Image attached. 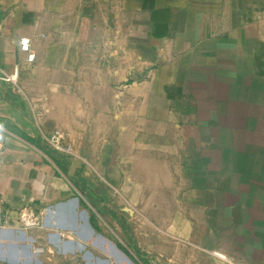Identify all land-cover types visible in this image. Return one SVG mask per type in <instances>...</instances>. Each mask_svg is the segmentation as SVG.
Returning a JSON list of instances; mask_svg holds the SVG:
<instances>
[{
    "label": "crops",
    "instance_id": "0c3cea01",
    "mask_svg": "<svg viewBox=\"0 0 264 264\" xmlns=\"http://www.w3.org/2000/svg\"><path fill=\"white\" fill-rule=\"evenodd\" d=\"M0 264H264V0H0Z\"/></svg>",
    "mask_w": 264,
    "mask_h": 264
},
{
    "label": "built area",
    "instance_id": "2783aa9c",
    "mask_svg": "<svg viewBox=\"0 0 264 264\" xmlns=\"http://www.w3.org/2000/svg\"><path fill=\"white\" fill-rule=\"evenodd\" d=\"M20 48L27 54V60L33 62L36 58L29 38H22L20 41ZM46 140L56 149L60 151H69L65 146V134L61 130H55L46 136Z\"/></svg>",
    "mask_w": 264,
    "mask_h": 264
},
{
    "label": "rangeland",
    "instance_id": "374dc122",
    "mask_svg": "<svg viewBox=\"0 0 264 264\" xmlns=\"http://www.w3.org/2000/svg\"><path fill=\"white\" fill-rule=\"evenodd\" d=\"M201 133V134H206L207 133V135H208V133H210V130H209V127L208 128H199V129H197V134L198 133ZM202 146H207V147H209L210 146V144L207 142V141H204L203 143H200ZM58 150V149H57Z\"/></svg>",
    "mask_w": 264,
    "mask_h": 264
}]
</instances>
